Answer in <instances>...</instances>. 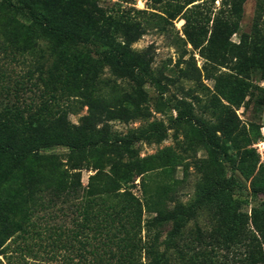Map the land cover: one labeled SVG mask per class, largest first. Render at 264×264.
Here are the masks:
<instances>
[{
  "label": "rangeland",
  "instance_id": "obj_1",
  "mask_svg": "<svg viewBox=\"0 0 264 264\" xmlns=\"http://www.w3.org/2000/svg\"><path fill=\"white\" fill-rule=\"evenodd\" d=\"M15 1L31 3L60 24L87 29L93 38L84 50L55 47L29 27L17 43L0 42V138L20 142L45 133L50 122L65 123L72 129L68 140L108 142L104 149L117 154L122 189L143 204L168 192L167 208L192 209L181 232L170 235L172 222L151 226L153 213L144 206L143 262L146 244L159 231L170 264H264V0H243L239 12L236 0ZM138 31L130 48L150 61L142 111L127 103L130 111H104L101 121L87 124L91 78L94 98H111L110 105L118 93L137 87L106 65L94 77L97 50L107 48V41L124 44ZM189 111L192 119L178 118ZM225 121L235 141L216 130ZM202 128L218 141L222 162ZM127 137L132 144H120ZM46 150L59 154L70 172L80 171L84 187L90 175L113 164L99 149L75 169L67 145ZM136 165L147 171L137 174ZM17 188L5 184L11 205ZM81 201L82 191L76 202ZM68 206L62 203L50 217L44 214L51 208L38 212L29 233L8 240L0 264H88L90 247L81 245L84 235L75 239L73 233L82 216ZM46 227H54L53 237Z\"/></svg>",
  "mask_w": 264,
  "mask_h": 264
},
{
  "label": "trees",
  "instance_id": "obj_2",
  "mask_svg": "<svg viewBox=\"0 0 264 264\" xmlns=\"http://www.w3.org/2000/svg\"><path fill=\"white\" fill-rule=\"evenodd\" d=\"M243 0L234 2V10H241ZM0 42L17 43L27 28H33L38 36L52 41L57 46H80L88 48L93 34L89 30H79L60 24L46 15L42 10L32 6L31 3L15 0H0ZM22 16L25 21L20 20ZM141 31L134 34L124 44L120 42H105L103 50L95 59L91 69L94 77L103 66H109L119 77H126L137 85L135 91H121L113 105L108 104L111 98L102 97L100 100L94 98L95 82L91 78V89L87 101L89 114L84 116L86 123L96 122L102 118L104 111L116 109H128L126 105L132 104L140 108V102L146 100L144 82L149 70L150 61H144L140 52L130 48L132 40L140 37ZM116 85V84H115ZM110 90L116 89L112 86ZM115 92V91H112ZM128 103V104H127ZM102 107L98 112L97 107ZM120 108V109H119ZM130 111V108L128 109ZM142 111V110H141ZM121 115V114H120ZM192 112L180 113L179 119H192ZM98 116V117H97ZM111 117H121L112 114ZM229 121L216 130H221L223 135L230 140H236L234 130L228 129ZM84 125L77 126L81 129ZM71 127L61 123L56 126L50 122L45 133L40 136L27 137L20 142L11 140L9 137L3 140L0 138V255L6 251L7 242L17 233L30 232L28 227L35 224L33 218L40 211L51 208L53 212L44 214L52 216L62 203H68L71 214L81 215L76 221L77 228L73 231L74 237L82 235L85 241L79 240L84 247H90L92 259L88 264H170L165 250H161L159 243V231H156L145 246L147 262L141 260L140 252L143 245H140L141 233L143 230L144 206L153 213L152 224H163L172 222L170 235H177L181 232L185 223L193 216V210L186 212L167 208V194H161L156 199L149 196V202L143 204L142 200L129 189H122L119 182L122 170L117 167V154L108 153L104 147L107 141L85 138L84 140H68ZM204 138L215 152L216 160H224L223 150L216 138L207 130L202 128ZM120 144L130 146L132 138H120ZM55 145H67L69 147L68 163L72 162L76 169L79 162L95 157L99 149H103L102 157L107 159L111 156L113 164L109 170L99 168L90 175L87 186H83L80 171L70 172L66 163L59 154L49 152L46 148ZM225 151V150H224ZM99 158V156L97 157ZM32 163V164H30ZM28 165V166H27ZM65 165V166H64ZM29 170L23 172L25 168ZM137 174L147 170L136 165ZM23 172V174H21ZM7 182L17 184V191L10 195L14 204L7 200L4 191ZM82 191V201L76 202L79 193ZM54 227L50 228L48 237L51 238ZM150 231V230H149Z\"/></svg>",
  "mask_w": 264,
  "mask_h": 264
}]
</instances>
